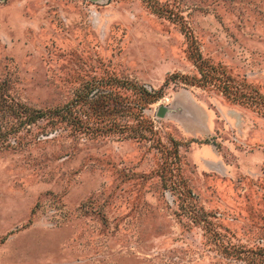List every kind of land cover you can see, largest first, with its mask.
Instances as JSON below:
<instances>
[{
  "label": "rangeland",
  "instance_id": "374dc122",
  "mask_svg": "<svg viewBox=\"0 0 264 264\" xmlns=\"http://www.w3.org/2000/svg\"><path fill=\"white\" fill-rule=\"evenodd\" d=\"M0 264H264V0H0Z\"/></svg>",
  "mask_w": 264,
  "mask_h": 264
},
{
  "label": "trees",
  "instance_id": "16d2710c",
  "mask_svg": "<svg viewBox=\"0 0 264 264\" xmlns=\"http://www.w3.org/2000/svg\"><path fill=\"white\" fill-rule=\"evenodd\" d=\"M195 65L198 67L200 76L198 80L202 81L203 83L212 82L218 86L222 93H224L227 97L231 99H239L241 100L242 97L245 99H251L252 102H258L256 99L252 97L251 94L246 93L243 89L238 88L237 86L230 84V82L215 72V69H212L210 65H205L202 63V59L198 56L196 61H194ZM61 109V108H60ZM55 111L56 109H52L51 111ZM45 114L44 110L35 109V112L32 115L33 118L41 117Z\"/></svg>",
  "mask_w": 264,
  "mask_h": 264
},
{
  "label": "water",
  "instance_id": "95a60500",
  "mask_svg": "<svg viewBox=\"0 0 264 264\" xmlns=\"http://www.w3.org/2000/svg\"><path fill=\"white\" fill-rule=\"evenodd\" d=\"M163 109H164L163 107H160V110H159L160 114H163Z\"/></svg>",
  "mask_w": 264,
  "mask_h": 264
}]
</instances>
